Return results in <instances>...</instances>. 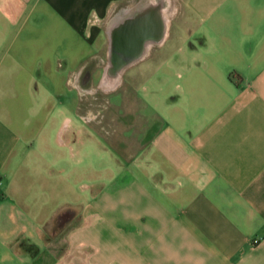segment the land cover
Here are the masks:
<instances>
[{
	"label": "crops",
	"instance_id": "1",
	"mask_svg": "<svg viewBox=\"0 0 264 264\" xmlns=\"http://www.w3.org/2000/svg\"><path fill=\"white\" fill-rule=\"evenodd\" d=\"M147 2L0 0V49L53 16L103 52L75 53V69L81 42L54 57L49 41L42 57L28 40L0 59V264L44 252L53 264H264V0H156L165 39L123 75L130 98L122 89L110 121L98 119L113 134L110 173L91 175L71 117L52 120L57 61L90 94L109 19Z\"/></svg>",
	"mask_w": 264,
	"mask_h": 264
},
{
	"label": "rangeland",
	"instance_id": "2",
	"mask_svg": "<svg viewBox=\"0 0 264 264\" xmlns=\"http://www.w3.org/2000/svg\"><path fill=\"white\" fill-rule=\"evenodd\" d=\"M63 21V20H62ZM36 24V31L35 32H25L20 37H16L17 33L15 30L8 35L6 39V44L4 48L0 49V59L2 57H9L14 55L16 50L17 44L13 45V49H10L7 52L8 45L10 43H18L19 41H28V40H36L40 42L42 45L40 49H36L35 52L41 53L43 57L45 53L49 52L47 50V46L45 43L52 42V55L54 57H65L68 54L65 52H69L70 45L72 41L77 43H82L79 49H73V68L76 69L78 65V60L76 59L77 56L75 53L79 52L80 54L83 52L84 55L87 54L89 57H93L95 55H99L102 52V49L97 44H91L88 42V39L85 36L75 32L72 34L67 28L66 24L63 21L61 23L60 19L58 18L55 20L53 16L50 17H40L36 19V23H34V18L30 21V26ZM61 25V26H60ZM54 26L58 28L55 29ZM17 27V26H16ZM16 37V38H15ZM104 38V37H103ZM106 39V37L104 38ZM24 52L31 53L33 52L32 49H24ZM64 63V62H63ZM60 66L59 61H57L56 65L58 67V75H61V79L55 83V87L52 88V102L56 106V112L52 114V120L57 123V127L63 124L66 126V116H69L73 120V128H70L71 136L77 138V132L81 137V131H83L84 141L87 142V146L84 149V154L87 156L88 161H90L91 165V175L94 173L101 174L103 171L104 173H110L115 169V165L113 164L112 160L116 159L117 152L111 145L109 141L112 140L113 134L112 132L108 133V130H103L101 125L98 124V119L100 118L101 121L104 120L105 122L110 121V117L112 115L113 107L115 105L120 104L122 89L126 90V94L128 98L133 94L131 93L132 86L129 85L126 81L124 82L123 88L120 86L113 88H106L101 86V81L104 76V70L101 67H96L93 70L91 68L88 69L89 80H90V94L82 93L80 88L76 86V79L69 78V70L70 67L67 65ZM61 70L62 73H61ZM131 68H129L125 73H129ZM61 73V74H60ZM86 74L81 79L80 84L84 87L86 85ZM123 78V77H122ZM46 81L40 80L39 86L41 90L45 88ZM114 89V90H113ZM133 90V89H132ZM44 92V91H43ZM42 95H44L42 93ZM41 103H45L44 96L39 98ZM130 103V102H129ZM90 107L92 110L97 113V116L94 119L85 121L81 118V114L86 113L87 108ZM107 107V109H106ZM99 111V112H98ZM99 113V114H98ZM51 113L42 111L40 113L41 120L44 122L45 119L49 120V115ZM103 114V115H102ZM46 116H48L46 118ZM128 119H130L128 117ZM79 127V128H78ZM79 130V131H78ZM106 132V133H105ZM53 133V132H52ZM54 136V133H53ZM81 139V138H80ZM119 157V156H118ZM120 158V157H119ZM94 171V172H93ZM80 188H77V191ZM82 189V188H81ZM58 251H60L61 247L63 246V240L60 238L56 243Z\"/></svg>",
	"mask_w": 264,
	"mask_h": 264
},
{
	"label": "water",
	"instance_id": "3",
	"mask_svg": "<svg viewBox=\"0 0 264 264\" xmlns=\"http://www.w3.org/2000/svg\"><path fill=\"white\" fill-rule=\"evenodd\" d=\"M154 7L159 8V16L156 21L159 20V25L161 24L160 33L157 31L158 27L157 30H154L155 26L150 27L142 18L121 20L115 34V42H111L110 45V62L103 76V81H111L113 87L120 84L127 69L146 57L151 46L160 45L164 41L167 24L162 16V6H152V10H155ZM156 33L158 34L156 35Z\"/></svg>",
	"mask_w": 264,
	"mask_h": 264
},
{
	"label": "flooded vegetation",
	"instance_id": "4",
	"mask_svg": "<svg viewBox=\"0 0 264 264\" xmlns=\"http://www.w3.org/2000/svg\"><path fill=\"white\" fill-rule=\"evenodd\" d=\"M152 6L161 7L162 5H161V2H155V4H154V2L153 3L152 2H147L144 5H140L138 7V9L136 10V12H134V13L132 12L129 16L128 15L127 16H113L112 18L109 19V22L107 23V30H106V37H107V43H108L106 60H105V62H101V61H99L98 63L94 62L93 64L90 65L91 70H93L96 67H101V69L104 70V72H105V69H106L107 65L109 64V62H110V56H109L110 45H111V42L112 43L115 42V34H116V31H117V29L119 27V24H120L121 20L124 21L126 19L127 20L128 19H133L134 20V19H141L142 18V20L145 21L146 23H148V25H150V27L153 28L155 26L153 28L154 30H157V27H158L157 31L160 33L161 24L159 25V23H160L159 20L156 21L157 17L159 16L158 15L159 8L156 9L154 7L155 10H152ZM155 11H157V13H155ZM150 27H149V29L151 30ZM157 34L158 33H156V35ZM151 35H153V34H151ZM125 72H124V74H125ZM103 82L104 81L102 79V84H103L104 87H106L108 89L109 88L110 89L113 88V86L112 87H107Z\"/></svg>",
	"mask_w": 264,
	"mask_h": 264
},
{
	"label": "trees",
	"instance_id": "5",
	"mask_svg": "<svg viewBox=\"0 0 264 264\" xmlns=\"http://www.w3.org/2000/svg\"><path fill=\"white\" fill-rule=\"evenodd\" d=\"M55 259L49 255L48 253L44 252L41 257H39L34 264H53Z\"/></svg>",
	"mask_w": 264,
	"mask_h": 264
},
{
	"label": "bare ground",
	"instance_id": "6",
	"mask_svg": "<svg viewBox=\"0 0 264 264\" xmlns=\"http://www.w3.org/2000/svg\"><path fill=\"white\" fill-rule=\"evenodd\" d=\"M156 2V0H155ZM146 4V3H145ZM155 4V3H154ZM107 87H112V82L111 81H104L103 82Z\"/></svg>",
	"mask_w": 264,
	"mask_h": 264
},
{
	"label": "built area",
	"instance_id": "7",
	"mask_svg": "<svg viewBox=\"0 0 264 264\" xmlns=\"http://www.w3.org/2000/svg\"><path fill=\"white\" fill-rule=\"evenodd\" d=\"M1 183H2V180H1V177H0V185H1Z\"/></svg>",
	"mask_w": 264,
	"mask_h": 264
}]
</instances>
